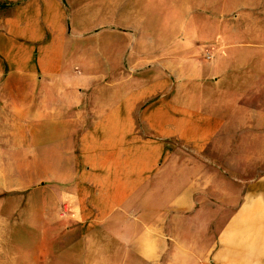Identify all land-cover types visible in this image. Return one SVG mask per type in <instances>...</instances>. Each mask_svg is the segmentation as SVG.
I'll list each match as a JSON object with an SVG mask.
<instances>
[{
  "label": "crops",
  "instance_id": "crops-1",
  "mask_svg": "<svg viewBox=\"0 0 264 264\" xmlns=\"http://www.w3.org/2000/svg\"><path fill=\"white\" fill-rule=\"evenodd\" d=\"M217 3L224 9L219 18L217 11L209 9L208 26L217 20L226 26L244 24L245 30L236 36L262 37L264 0H0V205L12 195L27 205L28 195L35 204L36 195L39 202L45 190L56 192L64 207L42 208L41 213L62 214V242H69L71 222L93 213L86 199H105L103 206H95L98 215L133 216L135 209L129 204L136 197L172 199L182 209L197 207L198 198H222L230 212L214 260L264 264V175L245 181L239 190H232V179L224 177L223 189L216 191L214 177L189 175L184 164L167 159L160 164L158 194L138 193L149 189L139 185L146 183L149 168L158 159L134 158L136 149L157 148L156 142L146 143L136 136L137 119L146 121L157 137L173 136L194 145L204 146L224 131L226 112L213 109L218 102L215 87L221 94L226 83L217 78L208 81L204 86L208 95L201 96L196 80L210 64L185 53L197 52L195 37H230L229 28L224 34L212 29L199 33L194 28L195 8L190 19L180 20L177 36L189 40L174 48L182 53L175 64L162 58L136 59L131 54L137 47L128 49L123 68L114 61L120 40L129 43L133 38L169 33L159 29L170 22L168 6L214 7ZM250 24L253 27L248 29ZM108 52L112 60L107 62L110 79L105 81L104 53ZM230 85L243 86L242 82ZM233 197L239 199L234 207L227 202ZM23 210L27 213L28 207ZM30 211L40 214V210ZM131 220L127 217L125 224ZM17 225L18 233L45 230L38 228L34 218ZM151 241L126 239L149 263L161 259L169 245ZM213 244L208 242V247Z\"/></svg>",
  "mask_w": 264,
  "mask_h": 264
},
{
  "label": "rangeland",
  "instance_id": "rangeland-1",
  "mask_svg": "<svg viewBox=\"0 0 264 264\" xmlns=\"http://www.w3.org/2000/svg\"><path fill=\"white\" fill-rule=\"evenodd\" d=\"M167 8V20L170 22L165 23L164 27H159L169 29L167 35L133 38L129 43L120 40L118 57L113 59L119 68H123L126 66L128 49L137 47L131 54L136 59L147 57L148 60L156 61L162 58L175 64L180 60L182 53L174 48L177 49L184 40H189L177 36L179 29H182L179 27L180 20L190 19L195 8L198 22L194 23V28L199 33L212 29L215 33L224 34V30L229 28L232 35L230 37H195L192 43L196 44L197 52L185 53L210 64L209 67L205 64L199 79L196 80L201 84V96L205 94L204 86L208 85V81H215L217 78L216 81L226 83L221 94L218 93L220 88L215 87V90L218 89V102L214 104L213 109L226 112V117L222 120L225 129L221 134L213 135L204 146L194 145L173 136L157 137L146 121L137 119L136 136L146 143L156 142L157 148L136 149L134 158L158 159L154 163L156 166L149 168L151 173L145 179L146 183L139 185H147L149 189L138 193L152 196L158 194L160 164L167 159L178 160L179 164H184L183 169L188 171L189 175L206 174L214 177L217 182L216 191L223 189L224 177L232 179V190H239L245 181L250 183L264 175V34L258 39L236 36L244 27V24L239 23H230L228 27L217 20L214 26H208L205 20L209 9L219 13L216 18H219L224 9V6L218 3L214 7L202 4L181 8L172 4ZM189 24L193 25L191 22ZM152 27L154 28V25ZM251 27L253 26L250 24L248 29ZM109 56H112L109 52L104 53L105 81L110 79L107 62L112 59ZM172 77L175 78L176 75ZM231 82H242L243 86H231ZM208 89L213 90L214 87L208 86ZM205 95H208V92ZM48 196L51 199H48ZM43 197L38 202L39 195H36V203L32 204L28 195L26 205L21 204L20 200L12 195L0 205V264H195L193 261H200V264L203 261L211 263L215 261L216 244L221 238L225 219L230 212V208H224L225 200L222 198H198L197 207L182 209L177 208L172 199L136 197L129 204L135 209L133 216L98 215L95 206H103L105 199H86L83 201L93 213L82 215L83 219L79 222L72 221V234L68 239L71 240L62 242V214L42 215L41 209L53 206L62 208L64 202L58 199L56 192L45 190ZM115 200H109L110 205H113ZM235 201L239 203V199L234 197L227 202L233 204ZM161 205L165 207L162 212ZM234 206L233 204L232 207ZM25 207H28L27 213H23ZM31 208L33 211L40 210V214H31ZM127 217L132 219L129 225L125 224ZM32 218L37 220L38 228L45 230L35 233L24 229L18 233L17 224H29ZM145 237L151 239V242H169L168 247L161 253V259L149 263L139 256L142 252L133 246V243L143 242ZM126 239H134V242H126ZM208 242L215 243L208 247ZM157 248L159 249L158 246ZM215 263L219 264L218 261Z\"/></svg>",
  "mask_w": 264,
  "mask_h": 264
}]
</instances>
